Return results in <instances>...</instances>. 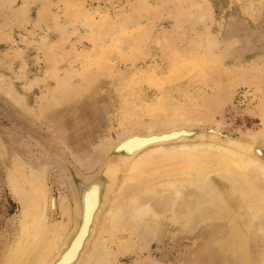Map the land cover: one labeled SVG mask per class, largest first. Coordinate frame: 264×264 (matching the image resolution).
Masks as SVG:
<instances>
[{"label":"rangeland","instance_id":"obj_1","mask_svg":"<svg viewBox=\"0 0 264 264\" xmlns=\"http://www.w3.org/2000/svg\"><path fill=\"white\" fill-rule=\"evenodd\" d=\"M84 89L75 108L63 105ZM19 104L36 117L53 105L44 119L70 124L57 139L69 134L74 148L82 134L110 142L175 120L170 132L255 140L264 153V0H0V254L23 212L10 178L22 182L40 167L32 144L53 158L56 151L53 135L23 120ZM83 150L87 157L91 145ZM53 169L46 173L60 222L70 204ZM179 238L143 247L116 236L102 264H206L194 260L195 237Z\"/></svg>","mask_w":264,"mask_h":264},{"label":"bare ground","instance_id":"obj_2","mask_svg":"<svg viewBox=\"0 0 264 264\" xmlns=\"http://www.w3.org/2000/svg\"><path fill=\"white\" fill-rule=\"evenodd\" d=\"M87 91L69 92L63 105L75 108ZM25 106H18L21 118L32 127L43 124L53 135L55 158L32 144L40 167L31 166L22 182L10 178L23 212L0 264H102L116 236L136 238L147 247L178 235L179 242L196 238V262L264 264V153L256 150L255 140L201 129L170 132L178 125L174 120L161 130L156 122L147 133L132 128L110 142L93 134L84 140L82 134L74 148L69 134L57 139L70 124L44 119L53 105L41 107L38 117ZM90 129H97L93 122ZM80 134L76 131L75 139ZM88 145L91 153L85 157L81 152ZM50 166L68 192L70 208L61 210L60 222L46 173Z\"/></svg>","mask_w":264,"mask_h":264}]
</instances>
